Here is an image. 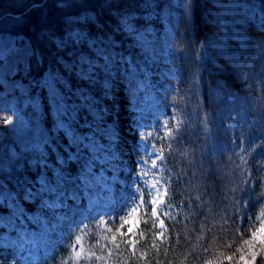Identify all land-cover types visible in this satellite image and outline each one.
<instances>
[{
    "label": "trees",
    "instance_id": "obj_1",
    "mask_svg": "<svg viewBox=\"0 0 264 264\" xmlns=\"http://www.w3.org/2000/svg\"><path fill=\"white\" fill-rule=\"evenodd\" d=\"M195 4L193 22L186 28L184 0H0V35L23 34L29 38L36 52V58L33 53L31 55L32 70L38 66H62L65 60L86 49L88 36L100 35L106 36L114 45L116 61L124 64L132 74L143 82L160 80L159 87H155V82L150 83L155 88L151 94L144 90L142 95L150 97L156 104L149 112V119L157 120L150 138L160 152L157 167L163 187L167 189V206L164 205L162 213L169 215H162L165 221L163 238L155 235L161 229L158 221L153 226L155 218L146 210L140 215V225L134 229L137 252H147L144 259L151 264H202L208 260L216 264V258L222 253L235 251L239 246L244 208L238 213L233 212L231 201L234 198L229 191L232 185L228 176L230 169L240 163L233 151L241 137L249 152L259 145L255 152L245 157L249 163L244 167L252 172L254 179L264 178V168L260 167L264 165V145L259 140L264 136V107L261 106L264 99L258 97L261 85L254 82L260 69H264V55L257 50L258 37L248 34V30L264 33V0H195ZM97 17L106 27L92 26ZM113 21H120L128 35H118L120 30ZM135 21L140 23H130ZM150 24H156L160 29L165 26L170 32L171 55L166 59V67L173 69L167 76L158 77L160 72L150 74L147 70L153 56L141 30ZM74 30L82 31L83 35L74 36ZM53 35L59 47H53ZM201 36L205 39L206 56H200L198 60ZM175 48L182 51L178 53ZM41 57L42 62H38ZM221 59L232 69L255 65L253 75L249 77L250 90L237 87L240 81L233 79V72L221 63ZM164 66L162 64L161 69ZM198 68L202 69L199 74ZM83 79L79 76L72 86L83 84ZM261 79L264 80V73ZM226 80L228 87L224 86ZM76 95L82 97L73 112L71 137L61 138L66 139L68 146L62 157V164L68 168L63 186L81 180L90 159L92 127L105 119L98 115L100 101L92 92ZM44 101L45 109L50 105V111L45 110L47 121H56L46 93ZM229 105H235L243 118L239 126L234 123L226 126L233 118H223L221 110ZM205 112L207 119L203 120ZM212 136L216 137L214 141ZM50 144L32 145L38 160ZM225 169L229 171L226 173ZM0 177L4 183V179H8L9 187L6 188L11 191L15 190L20 178L8 168L0 170ZM263 190L264 182L252 196ZM234 214L236 226L228 227L233 223L231 217ZM91 224L95 225V221ZM114 224L106 228L113 231ZM15 229L8 228L10 232ZM141 232L144 235H140ZM112 235H116V243H120L121 258L127 260L128 252L124 251L120 233ZM111 236L107 235L97 243H92L89 237L88 253L94 252L103 257L101 260L86 259L88 253L74 260L71 256L74 239L69 238L49 254L41 253L38 264H105V260L107 264H113V260L107 258L109 248H114ZM228 243L233 244L230 250L225 247Z\"/></svg>",
    "mask_w": 264,
    "mask_h": 264
},
{
    "label": "rangeland",
    "instance_id": "obj_2",
    "mask_svg": "<svg viewBox=\"0 0 264 264\" xmlns=\"http://www.w3.org/2000/svg\"><path fill=\"white\" fill-rule=\"evenodd\" d=\"M160 28L150 24L141 30L146 47L153 56L147 70L150 74L160 72L158 77L169 75L173 69L166 67V59L171 55L170 32L165 26ZM72 33L78 37L83 35L78 30ZM85 47L60 67L38 66L32 70L29 64L33 47L29 38L23 34L0 35V109L10 111H0V116L14 115L15 119L12 125L0 127V170L8 168L20 176L14 191L6 188L8 179H4L5 183L0 179V205L11 209L0 215V264L36 262L39 244L47 253L70 236L75 238L72 258L75 259L78 250H82L83 257L88 249L86 233L83 234L81 229L85 214L80 202L82 195L93 209L94 216L100 217L101 228L108 227L109 221L115 222L113 231L106 228L111 236L116 234L123 219L132 218L128 214L137 205L139 210L134 218L139 226L141 183L147 179V188L152 191L150 201L156 194L153 184L160 190V183L154 182L157 172H153L155 165L152 164L158 152L147 143L144 135V128L149 126V112L156 104L150 97L142 95L144 90L151 94L155 88L150 83L155 82V87H159L160 80L143 82L132 74L124 64L116 61L114 45L100 35L88 36ZM199 50L200 56L205 58L203 44ZM162 64H165L163 69ZM79 76L84 78V83L73 87ZM84 91L92 92L100 101L98 115L105 119L92 127L89 137L92 157L100 159L101 164H89L79 191L76 182L62 187L68 173L62 157L68 146L66 139L61 138L72 134L73 112L82 97L76 93ZM45 93L50 97L51 114L56 121H47ZM221 114L223 118H233L226 122L227 127L231 123L239 126L243 121L235 105L224 107ZM155 121L153 119L151 125ZM149 130L145 134H149ZM214 139L216 137L212 136V141ZM43 142L51 144L38 160L32 145L42 147ZM36 175L39 179L33 180ZM26 189L32 204L26 205L28 212L19 207V201L13 203L16 195ZM257 200L258 196H251L253 206L243 211L242 226L249 231L256 223L255 217L264 211V200ZM157 207L161 213L163 205ZM18 221L21 226L9 233L7 228L14 227ZM126 229L127 225L124 226ZM77 237H80L79 241Z\"/></svg>",
    "mask_w": 264,
    "mask_h": 264
},
{
    "label": "snow or ice",
    "instance_id": "obj_3",
    "mask_svg": "<svg viewBox=\"0 0 264 264\" xmlns=\"http://www.w3.org/2000/svg\"><path fill=\"white\" fill-rule=\"evenodd\" d=\"M195 0H184V14H185V27L193 22L194 13H195ZM116 24V27L120 30L119 34L120 36L128 35L127 31L124 28V25L120 21H113ZM135 23L138 25L140 22H130ZM99 26L101 29L106 27L103 21L99 20L97 17L96 24L92 25L93 27ZM248 34L255 35L259 39V44L257 50L264 55V33H255L251 30H248ZM101 35L103 33L101 32ZM107 39V37H104ZM52 43L53 47H59L55 43V35H53ZM60 39L62 41L63 36L61 34ZM114 40L118 43L119 40L116 36L113 37ZM205 43V39H200L199 44L202 45ZM231 43V41L229 42ZM239 46V45H237ZM175 50L180 53L182 50L179 48H175ZM33 58H36V52L33 50ZM197 59H200V53L197 55ZM38 62H42V57ZM221 63L225 64L226 67H228L233 72V79H238L240 81V84L237 85V87L243 86L245 89L250 90L251 84L249 83V77L253 75L255 65L251 66H245L242 69H232L231 65H227L225 61L221 59ZM29 68H31V64H29ZM202 71V69H197V74H199ZM264 73V69H260L259 73L257 74V77L254 78V82L256 84L261 85L259 98L264 99V80L261 79V74ZM195 82V77H194ZM71 83V81H69ZM225 87L229 86V82L225 81ZM61 87V91H63V87ZM41 103H44V101H41ZM264 107V105H261ZM175 107V105H174ZM46 111H50V105L45 109ZM0 111H7L0 109ZM207 119V113H204L203 120ZM15 122L14 115H7V116H0V127L9 126L12 125ZM171 128H169V133H171ZM259 140L261 141V145H264V136L260 137ZM232 143L235 144L236 140L233 138ZM244 145V138L241 137L239 141L238 147L235 148L233 151V154L237 157V160L240 163H236L233 168L230 169V176H228V181L232 185V187L229 189L231 192V195L233 196V200L231 201L232 209L234 213H238V211L241 208L251 207L252 201L251 196L255 192L256 188L261 185L262 182H264V178H261L260 180L254 179L252 172L247 168L244 167V165H247L249 162L245 157L247 155H251V152H255L256 147H253L251 149V152L247 151L245 149ZM239 149V151H236V149ZM157 159H160V157H157ZM152 164H156V160H152ZM39 167V166H37ZM261 168H264V165H260ZM227 173V169L223 170ZM33 180H38L39 176H33ZM31 186H29L30 188ZM153 188H156V194L150 201L151 206V212L152 216L155 218L153 221V226H156V222L158 221L160 231H157L155 233L156 236L163 238L165 233L163 231L164 228V220L160 219V216H168L169 213L164 212L160 213L158 211V205H165L164 197L167 194V189H165L164 193H161L159 188L153 184ZM258 200H264V191H261L257 193ZM199 199V197H197ZM31 197L28 195V190L26 189L23 193L17 194L16 199L13 201L15 204L17 201H19V207L23 211H27L26 205H32L30 203ZM39 203V201H37ZM127 203V201L125 202ZM167 206V205H165ZM139 210V205L131 209V212L128 214L129 217L132 218H125L123 219V222L121 223L120 227L116 229L117 232L120 233V239L121 242L125 245L124 251L128 252V258L127 260L122 259L123 252L120 248V243H116L117 236L112 235L111 240L114 243V248H109L107 252V258L113 260V264H129V261H131V264H141V261L143 260V264H151V261H148L144 258L147 257V252L141 251L137 252V240L135 237L134 228L137 227V220L134 218L135 214ZM11 211V209L4 207L3 205H0V215L7 214ZM233 223L232 225L228 227H235L236 226V220L237 216L234 214L231 217ZM256 223L254 226L251 227V230L244 229L241 225V231H240V237H239V246L235 248V251H228L225 253H222L220 257L216 258V264H264V211L260 213L259 216L255 217ZM83 223V221H81ZM127 225L126 231H121V229L124 228V226ZM140 235H144L143 232L140 233ZM246 237V238H245ZM80 237H77V241H79ZM156 245H153V248H155ZM225 247L227 249H232L233 244L228 243L225 244ZM204 251H207V248L204 249ZM82 255V250H78L75 253V259H79ZM95 257V260H101L103 257L96 256L94 252H89L87 256L85 257L90 258ZM105 264H107V260H105ZM159 264V262H157ZM202 264H213L212 260H208L206 262H202Z\"/></svg>",
    "mask_w": 264,
    "mask_h": 264
},
{
    "label": "clouds",
    "instance_id": "obj_4",
    "mask_svg": "<svg viewBox=\"0 0 264 264\" xmlns=\"http://www.w3.org/2000/svg\"><path fill=\"white\" fill-rule=\"evenodd\" d=\"M210 30H211V29H209V31H210ZM200 39H204L203 36H201Z\"/></svg>",
    "mask_w": 264,
    "mask_h": 264
}]
</instances>
